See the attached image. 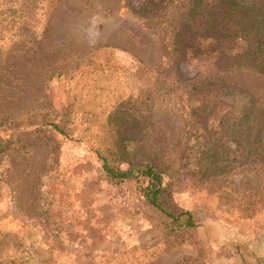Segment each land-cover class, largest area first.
Here are the masks:
<instances>
[{
    "label": "rangeland",
    "instance_id": "rangeland-1",
    "mask_svg": "<svg viewBox=\"0 0 264 264\" xmlns=\"http://www.w3.org/2000/svg\"><path fill=\"white\" fill-rule=\"evenodd\" d=\"M159 1L0 0V264H264V0Z\"/></svg>",
    "mask_w": 264,
    "mask_h": 264
},
{
    "label": "trees",
    "instance_id": "trees-1",
    "mask_svg": "<svg viewBox=\"0 0 264 264\" xmlns=\"http://www.w3.org/2000/svg\"><path fill=\"white\" fill-rule=\"evenodd\" d=\"M169 2L170 0H161L155 6H165ZM47 124L51 125L57 132L63 134L61 127L49 122ZM99 157L102 159V169L109 180L118 182L124 178H131L136 175L143 177L142 182L144 185L140 189L141 195L146 202L160 210L170 219L167 226L170 230H172L173 234L177 235L178 232L189 229L195 225L194 215L190 211L184 210L173 213L169 210L166 193L167 189L165 184L162 182L161 171H158L154 166L148 164L142 169H114L107 165L101 155H99Z\"/></svg>",
    "mask_w": 264,
    "mask_h": 264
}]
</instances>
